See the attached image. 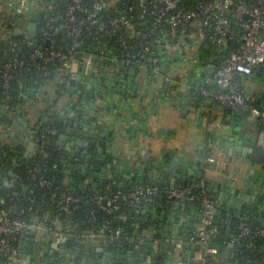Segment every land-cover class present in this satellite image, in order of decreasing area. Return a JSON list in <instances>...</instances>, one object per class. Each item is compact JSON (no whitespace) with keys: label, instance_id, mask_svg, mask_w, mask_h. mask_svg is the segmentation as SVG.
<instances>
[{"label":"built area","instance_id":"2783aa9c","mask_svg":"<svg viewBox=\"0 0 264 264\" xmlns=\"http://www.w3.org/2000/svg\"><path fill=\"white\" fill-rule=\"evenodd\" d=\"M4 5L9 10L7 14L19 18L11 23L0 22L3 39L11 30L6 29L8 25L14 29L19 27L23 31L21 35L28 40L29 51L28 62L13 55L12 61L1 64L0 80L4 88L10 87L26 63L33 64L41 76L50 73L49 65L58 63L59 83L75 79L83 66L82 60L75 57L83 39L104 40L106 44L115 45L118 53L112 61L132 68L161 69L168 62L171 70L175 68L173 63L187 59L203 70L198 66L199 51L205 48L216 51L221 58L218 67H213L207 77L212 85L222 90H208L204 83L196 90L208 98L210 105L249 110L264 123V107L257 106L242 86L243 78L264 65V0H13ZM27 12L32 15L27 16ZM28 23L35 24L33 35L26 29ZM59 34L71 39V53L52 42L51 38ZM45 133L54 134L55 131L46 129ZM262 134L264 136V129ZM35 142L42 140L37 137ZM36 171L25 173L26 178L40 190L47 189L49 181L37 176L39 171ZM206 192L203 180L176 187L140 184L128 192L115 193H111L109 186L103 193H92L86 202H94L97 210L111 214L118 210L119 200L132 203L143 198L164 197L179 203L184 196L187 203L201 200L204 208L196 231L186 241L197 248L194 260L207 264V255L216 252L207 243V229L212 224L210 210L216 203L205 198ZM26 199L33 201L29 197ZM80 199L67 191L60 194L54 191L49 196V201L57 203L59 210L65 213L76 209ZM5 206V199L0 198V252L5 264H11L17 252L16 240L29 224L11 217ZM238 227L239 237L250 233L248 223L242 221ZM256 233L264 237V230ZM113 234L117 236L119 232Z\"/></svg>","mask_w":264,"mask_h":264},{"label":"crops","instance_id":"0c3cea01","mask_svg":"<svg viewBox=\"0 0 264 264\" xmlns=\"http://www.w3.org/2000/svg\"><path fill=\"white\" fill-rule=\"evenodd\" d=\"M1 7L2 6H0V15L9 12L8 9L5 10ZM89 61L91 60H88V62ZM88 65H90V62L88 63ZM187 69V72H184L180 68L181 71L179 72L183 71V74L185 75L181 74L183 75H180L181 77L178 75L180 79H176L177 86L174 85L176 89L175 91L178 90L180 94L176 92L174 93L173 91V95H168L169 102L174 104L169 103V105H166L165 100L158 96L157 91L159 87H162L161 82L152 84L147 83L145 82L146 76L144 77L143 74L136 75L138 81H134V79L132 80V84L134 87H136V89L141 88L138 99L144 107L142 109L144 110V115L151 116V131H153V129H156L155 137L151 142L150 148L147 146L143 148V141L141 139H139L140 142L137 148L135 146L132 147L130 141L126 142V145L124 147L120 146L122 149V154L120 155L119 159L120 168H118V164H115L112 165L110 170L106 169L105 172L125 173L128 169L131 168L133 170L137 169L139 171L141 167H144V173H147V169L149 168H146V165L149 164L150 166L159 168L156 173H168L166 174L167 179L165 180L164 184L170 186L172 184L182 185L184 184V182L189 184L203 180L207 185L208 194L216 203L215 207L216 209H218L216 211V214L221 215L226 222L228 221L227 215H230L231 211L235 210L236 204L240 202V205L246 203L244 198L242 200L240 198V195L241 197H243L242 194L255 197L248 204H251L255 209L262 207V210H264V194H261L258 197V195H254L253 191L250 193V190L248 188H241L239 186L238 187L242 189L243 193L236 194L231 188L228 187L227 183L228 180L237 177V173H240L236 171L238 169H240L239 171H241L242 173H250L251 170H263L264 162H262V164L260 165L256 163H254L253 166L250 165L251 149L242 147L238 141L239 136L243 133V139H246V141H249L250 143H255V146L261 149L264 155V136L262 134V130H260L262 121L259 119L256 121V118L251 116V118L253 119L252 121H250L251 125L242 129V122L249 121V118L244 119L241 113L237 111V108H224L218 104H207L201 98V94L199 93V91L196 90L200 85V76L202 75V71H199V69L194 64L192 66H187ZM84 72L85 74L83 75L81 83L85 85L87 84L88 79L87 74H93V69L90 70L89 66H87ZM128 77L125 84H127ZM98 78L99 77H97V80L101 81ZM242 86L247 95L251 96L255 100V104L257 106L264 107V65L258 68L252 75L243 78ZM145 92L147 93V95H144ZM67 93L69 96L64 100H60L59 102L53 101V104L49 103L47 105H41L40 103L37 104L35 99L28 95L25 98V106L23 107L25 122H23V119H19L12 123V125L10 126V129L12 130L15 125L17 126V128L20 127L22 138L15 142L12 146H10L9 149L13 150L14 152H8L7 160L3 161V158H6L2 157L3 154L0 157V184L3 187L11 189L14 195H21V193H24L29 189V186L24 181V178L26 179V176L25 173H23L22 167L24 163L30 161V159L36 152L35 149L37 145H32L31 143L32 141L36 143L35 138L32 135V131H30L32 127L31 123H33L40 117V111L43 110L45 106L49 107V112L54 111V108L56 109L54 113H59L64 110L67 107L66 103L71 100L70 95L75 94V90H72V92L67 91ZM176 103H178L179 105L176 106ZM159 110L160 112H162V114L159 115L162 116L160 117L162 118V121L160 123H157L156 120H153V118L154 115L156 117V115L160 113ZM27 124L29 125L28 128ZM234 127H237V129H234ZM111 128L113 129L114 127L112 126ZM1 130H3L1 132L2 139L5 137L3 134V132L5 131L3 128ZM167 130L169 131L167 132ZM224 136L226 138H224ZM231 137L234 138L233 142L230 140ZM5 142L7 144H11L12 140L5 139ZM56 142L57 141H55V146ZM116 144V149H119L120 147L118 145V142ZM3 147H5V144L3 145ZM71 147L72 143L69 142L62 150L58 149V158L56 160L59 161L60 165H62V160L60 158L62 155L61 151L68 152ZM75 148L78 149L79 146L76 145ZM145 148L147 149V156L143 157L141 155V151ZM7 150V147L0 149V153H3ZM34 150L35 152H32ZM130 151H133L134 155H130V158L128 159L129 166L128 168L122 167V162L130 153ZM97 157L101 158L102 155H97ZM18 158H21V161H19ZM78 161L79 156H76L72 161L73 164L71 163V161H69V163H71V167H76L74 163H77V167H80ZM136 161L140 162V167L136 166ZM87 165L88 169L86 170V173L88 175L86 177L81 176V180L74 182L75 185L81 187L82 189L93 188L94 186L100 187L98 186L99 182L94 181L96 178H93V176L95 175L94 173H98V171L96 170L97 164L93 165L92 163H90ZM246 178L247 182L249 183L251 182V178H253V176L248 174L246 175ZM134 181H139V179H136ZM65 182H67L68 184H73L72 182H70L69 176L65 177ZM118 182L120 186H128L132 185L131 183L133 182V180L124 181L121 175H119ZM123 183L124 185H122ZM23 187H27V190L24 191ZM255 188L257 187L255 186ZM257 190V193H260V190ZM248 191L249 193H247ZM159 205L160 203L157 202L155 206L149 208V210L143 207L139 208L138 210L132 209L131 212L139 214V218L141 220H145L147 212H151L150 218L157 223L159 221L158 219L152 217L154 214V211L152 210L154 209L155 213L159 215L161 211V209L158 207ZM225 206L226 211L224 212L222 211V208ZM5 207L8 210L9 206L7 207L6 205ZM17 209L18 206L13 205L12 207H10L9 212L15 215ZM191 216L192 213L188 210L185 214V220H183L182 222L180 221L174 230L176 234L172 239V242H176V244L178 245L174 256L175 258H177L175 264L181 262L182 264H187L184 260L186 258V252H183L181 250V247L184 244H189L186 241L187 237L184 236L187 235L190 231H192L193 234L196 231V227L198 224V220L192 218ZM28 217L29 227L24 230L16 240L15 247L17 252L11 260V264H43V258H47V256L43 254V250H36L34 251V253H30L29 245L31 238H34L36 243V240L40 236L39 233L33 234V229L41 232L45 231V219L49 220V218L46 216V214L41 212V209L35 212H28ZM186 217H189V219H187ZM54 223L55 222H52V224ZM69 226L71 227L61 225V227L65 228V231L73 230L72 228L74 226ZM50 231L53 232V229H50ZM65 231H59L60 239L63 240L66 237L72 238V240L76 239V243H84L85 249L87 251L94 249V253L92 254L93 257L98 258L106 256L104 255L103 250H101L102 252L97 250L101 248V244L105 243L102 234H93L90 232L88 233L87 230H84L79 235H76L74 231L69 234L65 233ZM145 233L146 230L143 233V239H138L139 242L137 241L140 245L145 242V239L147 237V234L145 235ZM178 236L184 238L182 240H179L177 238ZM59 238L55 237L56 240ZM77 238H85V240H77ZM89 238H91V241L88 240ZM64 241L65 240H63V244H61L63 248H60V250L58 249L60 256L67 254L71 248V244L67 242L64 243ZM166 241L167 243L170 242V240L168 241V239ZM233 244V240H231L228 244V250H223L222 252H217V250L215 253H212L215 259V264H239L238 262H235L233 260L236 255L232 250V247L234 248ZM191 247L194 248L193 245H191ZM195 251H193L192 253L194 254ZM51 257L52 256H50V258ZM118 257H121L118 262H126L128 260V253L119 252L117 253V258ZM143 261L146 262L147 260L144 258ZM193 261L194 264H198L194 260V258Z\"/></svg>","mask_w":264,"mask_h":264},{"label":"water","instance_id":"95a60500","mask_svg":"<svg viewBox=\"0 0 264 264\" xmlns=\"http://www.w3.org/2000/svg\"><path fill=\"white\" fill-rule=\"evenodd\" d=\"M26 15H32V13L27 12ZM26 29L27 31H30V35H33L35 24L28 23ZM13 33L15 35H21L23 34V31L18 27L14 30ZM75 57L77 59H80V53L76 54ZM85 57L89 58L88 55H86ZM89 62L90 65H88ZM89 62L84 63L82 72H80L75 79H72L68 82V86L76 88L77 90L75 94L70 95L71 100L66 103L67 107L59 113H54L56 111L55 108L54 111L50 112V115L53 116V119H55L56 122H58L61 126L60 131L54 133V136L56 137L55 141L57 142L56 146L54 142L55 149L53 151V156L57 155L58 149L62 150L67 145V143H72V147L68 152L61 151V164L66 167V169L64 170V174L66 176H69L70 182H72L71 176L74 174L72 173L73 171H78V175L86 177L88 175L86 173L88 165L83 166L82 162L84 161L86 164H97L96 170L98 171V173H94L95 175L93 176V178L95 177L98 179V186L100 187H103L106 182H116V180L119 179V175H121L124 181L133 180V184L136 185L140 184L143 181H146L148 184H164L165 180L167 179L166 174L168 173H156L159 168L150 166L149 164L146 165V168H149L147 169V173H144V167L140 168V172L137 169L133 170L131 167V169H128L125 173L105 172L106 169L110 170L112 165L115 164H118V168H120L119 159L120 155L122 154L121 147H124L126 145V142L130 141L131 146H135L137 148L140 142L139 139H141L143 141L142 147L144 148L147 146L150 148L151 142L154 139L152 138L153 133L151 131L152 122L149 121L147 117L143 116L145 114L143 112L144 110H142L144 107L138 99L141 88L136 89V87H134L132 84L133 79L134 81H138V78L136 76L137 73L135 71H129L127 85L121 84L120 82L114 83V81L111 79L106 86L102 84L103 81H98L97 77L94 74L89 73L87 74V82L90 86L87 85V87H85L84 85H82L81 81L83 75L85 74L84 71L86 67L89 66L90 70L92 69V61ZM202 64H204V62H202ZM94 81H98L96 84L99 85V92L98 94H96V96H93V91L95 89L91 88ZM38 90L41 91V88H39ZM145 93L144 95H147V93ZM158 96L165 100L166 105H169L170 102L168 96H160V93L158 94ZM53 101L59 102L60 100L59 98L52 99L50 101V104H53ZM36 103L38 104V102ZM175 105L177 106L179 104L176 103ZM48 108L49 107L47 106L45 109L48 110ZM44 110L40 111V115H43ZM237 111L241 113L244 119L249 118V121L242 122V129L250 126V121L253 120L251 118L252 115L250 111L242 108H237ZM255 118L256 121L259 119L257 117ZM45 119H49V117H46ZM12 123V120H10L9 126L4 127L5 132H3L5 139L12 140L11 144H7L4 138L1 139L2 134L0 133V149H3L5 147L8 148L7 151L3 152V157H7L8 152L13 153L14 151L9 149L10 146H12L15 142L22 138V134L20 133V130L16 125L15 127H13V130H7V128H9ZM112 126L114 127L113 129L111 128ZM234 129H237V127H234ZM263 129L264 123H262V125L260 126V130L263 131ZM224 138L226 137L224 136ZM230 140L233 142L234 138L231 137ZM238 141L242 147L251 149V166H253L254 163L260 165L262 164V162H264L263 151L257 148V146H255V143H250L249 141H246V139H243V133L239 136ZM117 142L119 147L121 146L119 149H116ZM31 143L32 145H36V143H34L33 141ZM4 144L5 147H3ZM76 145L79 146L78 149L75 148ZM35 150L32 152H35ZM146 152V148L142 149L141 155L143 157H146ZM97 155H102V157L98 158ZM130 155H134V152L130 151V153L122 162V167L128 168V159L130 158ZM76 156H79L78 163L81 164V166L77 167V163H74L76 167H71V163L73 164L72 161ZM18 159L19 161H21V158ZM69 161H71V163H69ZM135 164L138 167H140L141 165L140 162L137 161L135 162ZM239 170L240 169L236 170L237 172H240L237 173V177L227 181L228 187L231 188L236 194L243 193L241 188H248L250 190V193L253 191L254 195H258V197L261 194L263 195L264 168L263 170L259 171L251 170L250 173H242ZM248 174L253 176V178H251V182L249 183L246 180V175ZM136 179H139V181H134ZM184 184L186 183L184 182ZM122 185H124V183ZM182 185L172 184L171 186ZM238 186L241 188H239ZM255 186L257 188H255ZM257 189L260 190V193H257ZM23 190L26 191L27 187H23ZM247 193H249V191ZM242 196L243 197H241L240 195L241 200L244 198L246 203L242 205H240L241 202L236 204L235 210L244 208L246 209L247 214L253 212V214L257 213L259 215H262V217L264 218V210H262V207L255 209L251 204H248L255 197L244 194H242ZM178 201L179 203H176V201L170 202L165 198L163 199L162 197H154L148 199L143 198L132 202L130 204V207L133 210H138L139 208L143 207L149 210V208L154 207L155 204L159 202L160 205L158 207L161 209L159 215L155 213L154 209L152 210L154 211L152 217L158 219L159 222L156 223L150 218L151 212H147L145 220H139L140 224L138 229L140 230L143 227L146 230L145 235L147 234L145 242L142 245L138 243L139 241L135 237L128 240V242H123V240H121L114 234L109 235L110 232H108L107 235L102 234L105 243L101 244V248L97 250H103L104 255L106 256L103 259L101 258V260H99L98 262H93L92 254L94 253V249L87 251L85 249L84 243H76V239L72 240V238L67 237L63 239L65 240L64 243L67 242L71 244V248L67 254L61 256L59 255L58 249L60 250V248H63L61 245L63 243L60 244L59 239L56 240L55 237L59 238V233L65 231V228L61 227V225L65 226V224L67 226L68 222L66 223L65 221H55L54 224H50L49 229L46 225V229H44L45 231L42 232L33 229V234L39 233L40 236L36 240V243L34 238L30 239L29 252L34 253V251L36 250H43V254L47 256V258H43V264H109L112 259L114 260L113 262L115 264H175L177 258H175L174 256L178 245L176 244V242H172V239L175 237L176 233L174 230L177 224L180 221L182 222L183 220H185V214L188 210L192 213L191 217L197 220L199 219L201 214L196 213L193 210V203H195L196 200L187 203L184 196ZM187 204L190 205L187 206ZM202 207H204L203 203ZM225 208L226 206L222 208V211L225 212ZM217 210L218 209H216V207H213L210 210L209 218H213ZM70 214V212L66 213L67 216H70ZM133 214L138 218L140 217L139 214H136L134 212ZM230 217L231 214L227 215V220H229ZM187 219H189V217ZM95 223H97V221H95L94 224ZM106 228L107 227L104 226V229ZM50 229H55V231L51 232ZM132 229L135 228L133 227ZM68 232L69 231L67 230L65 231V233L69 234ZM74 232L76 234L79 233L78 230H75ZM191 234L192 231H190L184 237H189ZM184 237L178 236L177 238L179 240H182ZM78 238L77 240L83 239ZM167 239L168 241L170 240L169 243H167ZM83 240H85V238ZM88 240L91 241V238H89ZM191 248L192 247L190 244H184L181 247V250L183 252H186V258L184 260L187 264H194ZM55 249L56 254L54 253L53 255V251ZM119 252L128 253V260L126 262H118V260L121 259V257L117 258V253ZM50 256L52 257L50 258ZM144 258L147 260L146 262L143 261ZM178 264H182V262Z\"/></svg>","mask_w":264,"mask_h":264},{"label":"trees","instance_id":"16d2710c","mask_svg":"<svg viewBox=\"0 0 264 264\" xmlns=\"http://www.w3.org/2000/svg\"><path fill=\"white\" fill-rule=\"evenodd\" d=\"M0 6L5 5L1 4ZM16 16L17 17H13L12 15L4 13L0 15V22L6 24L17 21L19 17L18 15ZM21 17L24 18V14ZM1 27L2 26H0V30L2 29ZM10 28L11 30H9ZM6 29L9 30V34H6L5 39H3V34L0 32V66L3 63L12 61L13 55H16L18 58H21L25 62H28V40H25L24 37L20 34L15 35L13 33L15 29L12 26L9 27L8 25ZM51 40L54 44L63 46L66 53L72 52L69 49V44L71 42V39L69 37L59 34L53 36ZM81 42V47L78 49V53H80V60L87 59L85 56L88 55L92 62L95 58H99L101 60H104V63H106V65H111L113 63L112 59L118 53V48L115 45L111 43L106 44V41L104 40H98L97 42H94L92 40L83 39ZM15 43L22 44L16 46L14 45ZM199 59L200 61L198 63V66H202L204 68L203 70H200L198 68L199 71H202V75L200 76V83H204V86L208 90L221 91L222 89H220L218 86L212 85L207 77V74L208 76L211 75V69L213 67L217 68L221 62V58L218 57L217 52L202 48L199 51ZM202 62H204V64H202ZM173 64V67L177 68V64ZM208 64H210L211 67H208ZM169 65L170 64L166 62L165 66L161 68L160 71H167L169 69ZM58 66V63L49 65L48 69L50 73L46 76H41L39 75L36 67L33 64L26 63L19 69L16 78L12 81L9 88H4L3 86H1L0 80V133L3 131L1 130L2 128L4 129V127L9 126L10 120H12V122L14 123L19 119H23V122H25L23 107L25 106V98L29 94L35 99L36 102L40 103L41 105H47L54 98L64 100L66 97H68L66 95L67 91L72 92V90H75V88L68 86L67 82H58V72L56 70ZM133 69H146L150 71H156L158 68L142 67ZM80 72L81 68L79 73ZM108 82L109 81L106 79L103 80L102 84L106 86ZM39 88H41V91L38 90ZM96 94H98V92L97 90H94L93 96H96ZM200 96L207 104L210 105L207 97H204L202 95ZM45 108L46 106L43 108V110ZM46 117H49V119H45ZM52 119L53 116L50 115V112L47 109H45L43 115H40V117L36 121L31 123L32 127L30 131H32V135L34 136V138H40L42 142L36 143L37 147L34 156L30 159V161L24 163L22 167L23 173H37L36 170H38L39 174H37V176L45 177L49 181L50 186L45 190H40L29 179L24 178V181L29 186V189L28 191L17 196L14 195L11 189L3 187L0 184V198L5 199V204L7 205V207L9 206L8 210L5 209L6 212L11 217L20 218L21 220L26 221V223H29L28 212H35L41 209V212L46 214V216L49 219L53 220V222H62L64 219L67 220V222H69V225L72 224V226H74L72 229L75 228L76 230H78L79 233L76 235H79L84 230H87L93 234L105 235H107L108 232H110L109 235H111V233L118 231L119 235H117V237L123 240V242H128V240L134 237L137 240L143 239V235L141 234L144 233L145 229L143 227L140 230L138 229L140 218L136 217L131 212L132 208L130 207L131 203L129 201L119 200L118 210L114 211L111 214H107L97 210V206L94 202H86V200L91 196L92 193H103L107 191L109 186L111 193H115L119 190L128 192L132 190L136 186V184H133L132 182V185H128L130 187L120 186L118 180H116V182H106L103 187L94 186L93 188L82 189L81 187L74 185V182L81 180V176L78 175L77 171L72 172L74 173L71 176L73 184H68L67 182H65L66 175L64 174V170L66 169V167L60 165L59 161L56 160L58 158L57 155L53 156L54 142L56 137L54 136V134L45 133L46 129L54 130L55 132L60 131V124L56 122L55 119ZM28 127L29 125L27 124V128ZM9 129L10 127L7 128V130ZM20 129L21 128L19 127V130ZM0 154L1 157L3 153ZM7 158L8 156L6 158H3V161L7 160ZM94 181H98V179L96 178ZM140 184L148 183L146 181H143ZM157 185L170 186L167 184ZM54 191L57 194L67 191L72 195L81 197L80 201L77 203V208L70 210V216H67L65 212L60 211L57 203L49 201V196ZM26 197L33 199V201L27 200ZM162 198L164 199V197ZM205 198L214 202V200L208 194V191L205 194ZM13 205L18 206L15 215L9 212L10 207H12ZM189 205L190 204H187V206ZM203 208L204 207H202L201 200H197L195 201V203H193V210L196 213H201ZM22 210H24V213L20 214ZM95 221H97V223L94 224ZM211 221L212 224L207 229V243L211 247L215 248L216 251L218 250L217 252L228 250V244L231 240H233L234 248L232 247V250L236 254H234L235 257L233 258L235 262H238L239 264H244L247 262L257 264L264 263V237L256 233L260 230H264V218L262 217V215H259L257 213L253 214V212L247 214L246 209L243 208L239 210H232L231 217L227 222L221 215L218 214H215L213 218H211ZM242 221L248 223L250 227V233H248V235L239 237L240 230L238 226ZM104 226H106L107 228L104 229ZM133 227L135 229H132ZM53 231H55V229H53ZM196 249L197 248L195 246L194 248H192L193 251H195ZM92 258L93 262H98L99 260H101V258L103 259L104 257L96 258L92 256ZM206 260L207 264H215L213 254L207 255ZM113 261L114 260L112 259L111 262ZM0 264H5V257L1 252ZM113 264L115 263L113 262Z\"/></svg>","mask_w":264,"mask_h":264},{"label":"flooded vegetation","instance_id":"af4514ba","mask_svg":"<svg viewBox=\"0 0 264 264\" xmlns=\"http://www.w3.org/2000/svg\"><path fill=\"white\" fill-rule=\"evenodd\" d=\"M177 63H178L176 66L177 68H175V69H177L176 73L172 72L169 75H167V71L170 70V67L165 72L162 70L160 71V69L159 70L157 69L156 71H150V70H146V69L136 70V69H133L131 66H125V65L119 64L117 62H113L111 65H109V64L106 65V63H104V60H101L99 58L98 59L95 58L91 64H92L93 74L96 77H99L98 79H100L101 81L106 80V79L109 81L112 79L114 81V83L120 82L121 84H125L126 79H127L126 75H128L129 71L132 70V71H135L137 73V75L143 74L144 77L146 76L145 82H147V83L150 82V84H152L153 82L154 83L161 82L162 87H159L157 92H158V94L160 93V96H168V95H170V92H173V90H176L173 83H172V79H173L175 74H177V75L180 74V72L178 71V69H180L179 65L184 72H187V70H188L187 66H189V65L191 66V64H192V62L190 60H187V59H183V62H177ZM117 70H120V71H117ZM183 75H185V74H183ZM183 75H181V76H183ZM97 82L94 81L91 88H93V89L97 90V92H99V85L96 84ZM108 83H107V85H108ZM82 85H84V84H82ZM87 85H89L88 82L84 86L87 87ZM125 85H127V84H125ZM76 90L77 89L75 88V92H76ZM175 92L180 94L178 90ZM67 96H69L68 93H67ZM82 165L87 166V164L84 161L82 162ZM80 166H81V164H80ZM49 220L45 219V221H46L45 224L48 226V228L50 227L49 225L52 224V222H53L51 220H50L51 221L50 222ZM64 221L67 223V220L64 219L62 222H64ZM67 226L71 227V226H69V222H68ZM75 230L76 229L67 230V231H69L68 233H72ZM62 242H63V240L59 238V243L61 244ZM54 253L56 254V249L53 251V255H54ZM109 264H110V262H109Z\"/></svg>","mask_w":264,"mask_h":264},{"label":"rangeland","instance_id":"374dc122","mask_svg":"<svg viewBox=\"0 0 264 264\" xmlns=\"http://www.w3.org/2000/svg\"><path fill=\"white\" fill-rule=\"evenodd\" d=\"M13 0H0V5L1 4H4L5 2L6 3H8V2H12ZM1 8H4L5 10H6V7L5 6H2ZM88 60H90V58H87V59H85V60H82V64L84 65V63H88ZM191 66H192V64H191ZM179 68H181L180 66H179ZM176 70L177 69H175V68H173V69H171L168 73L170 74V73H172V72H175L176 73ZM182 70V69H181ZM180 69H178V71H181ZM183 73V71L179 74V75H181ZM176 79H180L179 77H178V75L177 74H175L174 75V77H173V79H172V83H173V85H175V86H177V82H176ZM144 90H146V89H144ZM143 90V91H144ZM174 91V93H175V90H173ZM174 93H172V92H170V94L171 95H173ZM160 110H161V108H160ZM160 110H159V112H160ZM145 111H147V110H145ZM160 114H162V112H160V113H158V115H156V117H155V115H154V118H153V120H156V122L157 123H160L161 121H162V118H160V117H162V116H159ZM144 117H147L148 118V120L149 121H151V116L150 115H143ZM159 117V118H158ZM155 130L156 129H153V131H152V133H153V135H152V138H154L155 137ZM169 130H167V132H168ZM88 233H89V231H87ZM89 235V234H88ZM110 264H113V262H110Z\"/></svg>","mask_w":264,"mask_h":264}]
</instances>
